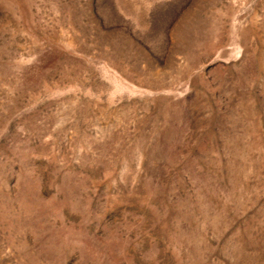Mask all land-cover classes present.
I'll return each instance as SVG.
<instances>
[{
  "label": "rangeland",
  "instance_id": "374dc122",
  "mask_svg": "<svg viewBox=\"0 0 264 264\" xmlns=\"http://www.w3.org/2000/svg\"><path fill=\"white\" fill-rule=\"evenodd\" d=\"M0 264H264V0H0Z\"/></svg>",
  "mask_w": 264,
  "mask_h": 264
}]
</instances>
